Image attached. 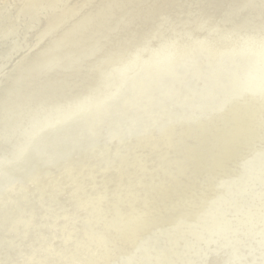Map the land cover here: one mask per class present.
<instances>
[{
	"label": "rangeland",
	"instance_id": "374dc122",
	"mask_svg": "<svg viewBox=\"0 0 264 264\" xmlns=\"http://www.w3.org/2000/svg\"><path fill=\"white\" fill-rule=\"evenodd\" d=\"M115 1L123 6L122 15L95 31L97 24L109 20ZM25 2L28 0H0V63L7 57L14 59L46 25L43 16L49 6L36 4L37 1L34 15L32 11L28 15ZM198 2L106 0L98 7L101 13L98 20L94 11L97 1L91 0L93 10L87 13L92 14L91 18L83 14L85 20L91 19V24L86 27L79 24L73 31L74 38L65 40V43L79 42L73 50L62 52L46 69L34 71L24 86L21 82L7 95L4 87L10 85V77L17 69L3 67L8 69L6 73L7 69L0 68V180H3L0 192L10 181L21 182L28 177H31L28 183L33 185L28 189L30 194L39 192L47 182L51 183L49 193L60 189L53 173L56 171H43L47 164L43 160L55 150L51 161L61 162L70 155L72 159L64 166L71 170L72 179L77 177L78 188L85 193L81 199L92 201L88 206L74 208L78 201L73 195L57 199L55 210L73 212L58 216L51 227L54 235L48 234L50 228L44 229L38 241L28 236L9 248L4 264H16L19 260L20 264L41 260L43 264H86L81 260L82 247L97 243L84 234L85 228H89L90 234L95 233L100 244L108 246L100 250L102 258L97 264H264V258L255 261L261 253L264 255V108L242 114L247 125L244 130L236 125L221 131L230 122L231 112L215 115L220 103H211L214 97L237 102L233 98L251 91L264 104V88L255 93L254 87L244 83L249 77L245 75L264 58V52L259 56L261 50L247 46L252 40L258 47L264 46V0ZM37 10L45 12L32 27ZM148 10L150 14L141 17ZM261 23L263 26L259 27ZM84 38L89 40L81 41ZM245 40L250 41L246 44ZM186 42L200 45L203 51L198 54L200 57L189 61L185 59L187 53L175 57L165 48L170 44L172 51H180ZM226 51L229 56L221 62ZM79 52L83 53L82 58L75 57L60 72L54 70L52 63L67 62ZM220 63L222 67L215 75ZM2 69L5 73L1 74ZM261 70L264 76V66ZM143 81L147 84L140 86ZM239 83L245 85L241 92L225 94L227 87ZM86 85L90 86L83 88ZM141 87L146 89L134 96L132 92L136 88L140 91ZM128 97L139 98L140 102ZM145 97L151 100L145 101ZM171 98L175 99L169 102ZM123 103L137 109H130L123 118H118ZM200 110L206 111L197 116ZM144 113L148 116L141 131H137L140 136L121 144L117 138L121 134L119 129ZM163 117H169V122L160 130ZM112 121H116L113 126ZM170 132L174 134L173 144L168 142ZM80 153L87 158L85 167L75 165ZM122 165L128 169L120 176L114 169ZM95 168L99 172L91 174ZM15 171L14 177L11 173ZM112 178L108 195L118 198L110 199L107 195L103 198L104 184ZM70 189L67 186L64 194ZM11 191L13 188L8 194ZM90 191L93 193L89 194ZM95 203L100 205L93 214ZM111 204L117 206L113 212ZM37 205L32 207L35 210L32 214L39 211ZM9 209L4 213L11 222L14 213ZM117 223L121 232L126 227L131 232L112 241L109 230ZM12 233L6 232L4 239L13 237ZM79 234L82 236L78 237ZM75 235L80 242L73 248L64 243L66 237V243L77 239ZM31 243H37L38 248L42 246L40 252L36 258L22 260L30 253ZM138 244L142 252L136 247ZM62 246L61 256H55ZM257 254L260 256L255 257ZM125 256L127 261H122Z\"/></svg>",
	"mask_w": 264,
	"mask_h": 264
},
{
	"label": "bare ground",
	"instance_id": "6f19581e",
	"mask_svg": "<svg viewBox=\"0 0 264 264\" xmlns=\"http://www.w3.org/2000/svg\"><path fill=\"white\" fill-rule=\"evenodd\" d=\"M13 1V0H12ZM16 1V0H15ZM36 4H46L47 5V8L49 6L50 9H46L47 13L44 14L43 18L45 17V19H47L46 21L44 20L45 22V27L42 28L40 31L36 32L35 34V37L32 41H30V43H28L24 49H22L21 52H18L17 56L15 55H12L15 56L13 57L14 59H10L8 60L9 58L7 57L6 59H4V62H1L0 63V68H3V67H12L13 68V71H16L15 69H17L16 72H14V74L10 77V80H9V83L10 85L4 87L6 91V95L11 93V92H14L16 90V87L21 83L23 82L21 85H25L26 81H28L32 76L30 75H33L34 74V71L37 73L39 72L40 70H43V69H46L47 67L51 66V62H53V60H55L57 58V56H59L62 52L64 51H67V50H73L75 47H76V44H78L79 42H70L68 41L67 43H65V40L66 39H69L71 37H73V31L75 29H77L81 24L83 25L84 27L88 26L91 24V19L90 20H85L86 18H91V13L87 14L90 10H93V7H91V3H89L90 1L89 0H28V2L26 3H23V5L25 6L26 8V14L30 11H32L31 13H33V10H35V2H37ZM97 1V4L94 6V11H96V17H99L97 18L98 20H100L101 18V13L99 14L98 10L101 8V5L104 1L106 0H94V2ZM2 2V1H1ZM190 2V1H189ZM199 2H201V0H199ZM198 2V3H199ZM203 2V1H202ZM11 3V2H10ZM144 3L143 1H141V4ZM152 3V2H151ZM197 3V2H196ZM195 3V4H196ZM13 4V3H12ZM93 4V2H92ZM137 4V3H136ZM140 4V3H139ZM190 4V3H189ZM194 4V6H195ZM17 5V4H16ZM21 5V4H20ZM99 5V6H98ZM121 3L118 2V1H115L113 3V10L110 12V18L109 20L107 21H102L101 23L97 24L95 27H94V30L98 32V29L101 28L103 25L105 24H108V22L110 21H113V20H117L121 15H122V9H123V6H120ZM130 5H133V4H130ZM148 5V4H147ZM15 6V4H14ZM58 6V7H57ZM23 7V6H22ZM100 7V8H98ZM127 7V6H126ZM129 7V6H128ZM136 7V6H134ZM12 8V7H11ZM46 8V7H45ZM59 8V9H57ZM140 8V7H139ZM185 8V7H184ZM189 8V7H188ZM58 10V12L56 11ZM191 11V9H189ZM41 11H44L45 10H41ZM139 11V10H137ZM150 10H148L145 15L143 14L141 17H144L147 15V13L150 14L149 12ZM183 11V9H182ZM11 12V11H10ZM35 12V11H34ZM44 12H38V10L35 12V21L31 24V26L33 27L34 24H36L38 21L41 20V13H44ZM135 12V11H134ZM185 12V11H184ZM23 13V12H22ZM30 13V14H31ZM259 13V12H258ZM257 13V14H258ZM24 14V13H23ZM83 14H86V18H83ZM133 14V13H132ZM182 13L178 14L181 15ZM185 14V13H183ZM256 14V13H255ZM14 15V14H12ZM29 15V13H28ZM32 15V14H31ZM34 15V13H33ZM24 16V15H23ZM130 16V15H129ZM22 17V16H21ZM29 17V16H28ZM27 17V18H28ZM255 17V15H254ZM253 16L251 19H255ZM25 18V20L27 19ZM177 18V17H176ZM183 18V16H182ZM39 19V20H38ZM126 19V18H125ZM124 19V20H125ZM257 19V18H256ZM4 20V19H3ZM6 20V19H5ZM23 20V19H22ZM21 20V21H22ZM24 20V21H25ZM177 20L179 21V19L177 18ZM84 21V23H83ZM180 21H181V16H180ZM251 20H249L250 22ZM253 21V20H252ZM251 21V23H253ZM256 21V20H255ZM18 22V21H17ZM26 22V21H25ZM120 22V21H119ZM122 22V21H121ZM247 22V24L249 23ZM4 23V22H3ZM259 23V22H258ZM257 23V24H258ZM5 24V23H4ZM8 24V22H7ZM16 24V23H15ZM254 24V23H253ZM263 23L259 24L258 26L260 27V25H262ZM17 25V24H16ZM44 25V24H43ZM174 25V24H173ZM233 25V24H231ZM231 25L229 27H231ZM250 25V24H249ZM256 25V23H255ZM7 26V25H6ZM5 26V27H6ZM10 26V25H9ZM27 26V25H26ZM37 26V25H36ZM94 26V25H92ZM248 26V25H247ZM251 28H252V24L250 25ZM263 26V25H262ZM2 27V26H1ZM8 27V26H7ZM15 27V26H14ZM18 27V26H17ZM21 27V26H20ZM35 27V26H34ZM227 26V28H229ZM254 27V25H253ZM258 27V28H259ZM3 28V27H2ZM30 28V26L28 27ZM246 27L244 26V29L243 30H246L245 29ZM248 28V27H247ZM249 28V29H251ZM256 28V27H255ZM12 29V28H11ZM20 29V28H18ZM25 29V28H24ZM262 29V27H261ZM8 30V29H7ZM16 30V29H14ZM22 30V29H21ZM19 30V31H21ZM111 30V29H110ZM226 30V29H225ZM260 30V28H259ZM258 30V31H259ZM88 31V30H87ZM112 31V30H111ZM109 31V32H111ZM228 31V30H227ZM261 31V30H260ZM12 32V31H11ZM27 33V31H25ZM102 32V31H101ZM226 32V31H225ZM224 32V33H225ZM243 32V31H242ZM32 33V32H30ZM34 33V32H33ZM52 33H54V35H52ZM227 33V32H226ZM225 33V34H226ZM258 33V32H257ZM264 33V32H263ZM17 34V33H16ZM20 34V33H18ZM23 34V33H22ZM13 35V34H12ZM30 35V34H29ZM52 35V36H50ZM106 35V34H105ZM14 36V35H13ZM96 36V35H95ZM104 36V34L102 35ZM221 36V35H219ZM225 35H222V38L221 39H224ZM248 36V35H247ZM257 36V34H256ZM5 37V36H4ZM2 37L3 39H6V37L4 38ZM9 37V36H7ZM251 37V36H250ZM254 37V36H252ZM21 38V37H20ZM30 38V37H29ZM74 38V37H73ZM220 38V37H218ZM255 38V37H254ZM14 39V38H12ZM11 39V41H12ZM16 39V38H15ZM76 39V38H75ZM145 39V38H144ZM248 39H249V36H248ZM70 40V39H69ZM79 40V39H78ZM89 39L87 38H84L82 39L81 41L85 42ZM115 40V39H114ZM211 42H212V39H210ZM220 40V39H219ZM246 40H247V37H246ZM244 43H248L249 41H246ZM256 40V39H254ZM263 40V38H262ZM2 41V40H1ZM0 41V43H2ZM27 41V40H26ZM75 41V40H74ZM96 41V40H95ZM222 41V40H221ZM253 41V40H252ZM251 41V42H252ZM259 41V39H258ZM261 41V39H260ZM4 42V41H3ZM6 42V41H5ZM9 42V41H8ZM243 42V41H242ZM251 42L250 44L248 43L247 46H249L250 48H257L258 50H261L258 52L259 56L261 53H263V47H258V44L256 45V41L251 45ZM263 41H261L262 43ZM208 43V42H207ZM207 43H206V46H207ZM246 43V44H247ZM260 44V42H259ZM2 45V44H1ZM6 45V44H5ZM167 47H165L167 50L170 51V53L177 57V56H180L181 54L183 53H187L186 55V58L187 60L189 61H192L195 57H197V55L199 53L202 54V49L200 50L199 46L200 45H197V44H192V45H189L187 44V42L183 45V48H181L180 51H172V49L170 48V44L166 45ZM245 46V45H244ZM243 46V47H244ZM4 46H2V49H3ZM1 48V46H0ZM164 48V49H165ZM242 48V47H241ZM246 48V47H245ZM165 49V51H166ZM91 50V49H90ZM99 50V49H98ZM190 50V52H189ZM243 50V49H241ZM240 50V51H241ZM33 53H30L32 52ZM92 51V50H91ZM247 51V50H246ZM251 51V49H250ZM254 51V50H253ZM252 51V52H253ZM257 51V50H256ZM254 51V52H256ZM30 53V55H29ZM102 53V52H101ZM251 53V52H250ZM16 54V53H14ZM105 54V52H104ZM221 54V52H220ZM257 54V55H258ZM87 55V54H86ZM99 55V54H98ZM30 56V58H29ZM97 56V55H96ZM95 56V57H96ZM103 56V55H102ZM199 56V55H198ZM219 56V55H218ZM222 56H224L223 60H221V62L224 61L225 58H227L229 56V53L228 51L224 52L222 54ZM82 58L83 57V53L82 52H79L78 54H75L73 55L69 60H67V62H63L61 63L62 61H57V62H54L52 63L55 68L54 70H59L58 72H60L61 70L63 69H66L68 68V65L72 64V60L74 58ZM86 57V56H85ZM94 57V58H95ZM200 57V56H199ZM207 57V56H206ZM220 57V56H219ZM264 57V56H263ZM100 58V57H99ZM103 58V57H102ZM185 59H180V60H185ZM259 59V58H258ZM1 60V59H0ZM13 60H15L13 62ZM78 60V59H77ZM261 64H257L255 65L251 71H249V74L245 75V76H249L248 78L244 79V83L246 85H248V87H254L255 90H252L254 91L255 93L258 92L259 89L261 88H264V76H263V70H261V67L263 68L264 66V58H261ZM10 61V62H9ZM205 61V60H204ZM210 61V60H208ZM258 62V60H257ZM60 63V64H58ZM69 63V64H68ZM96 64V63H95ZM93 64V65H95ZM174 66V64H173ZM93 67V66H92ZM222 67V64L220 63L217 67V70L215 72V75H217V73L219 72L220 68ZM10 68L9 70L11 71ZM4 69V68H3ZM3 69L1 70V74H2V71ZM7 69V68H6ZM4 69V70H6ZM9 71V72H10ZM8 72V69L6 71V73ZM3 73H5L3 71ZM12 73V72H11ZM56 74V73H55ZM85 74V73H84ZM232 73L228 72V75H230ZM2 76V75H1ZM263 76V77H262ZM8 78H9V75H8ZM6 78V79H8ZM215 77H213V81H214ZM5 80V79H4ZM39 80V79H38ZM76 81V80H75ZM7 82V81H6ZM5 82V83H6ZM71 82V81H70ZM74 82V81H73ZM8 83V82H7ZM214 83V82H213ZM212 83V85H214ZM147 83L145 81H143L141 85H146ZM216 84V83H215ZM2 85V84H1ZM64 85V84H62ZM66 85V83H65ZM200 85V84H199ZM90 85H86L85 87L83 88H86V87H89ZM245 85L243 83H239V84H232L230 85L229 87H227V89L225 90V94H230L231 92H241ZM65 88V87H64ZM138 88V87H137ZM137 88L134 90V93L132 92V94L134 96H137L139 94L142 93L143 90H145L146 88H140V91H137ZM59 89V88H58ZM148 89H152V87H148ZM57 90V89H56ZM58 91V90H57ZM53 92V91H52ZM62 92V91H61ZM251 91H249L248 93L244 94L242 97H237V98H233L235 100H237V102H234V101H231L230 99H228L227 97L224 98V99H221L219 100L217 97H214L212 100H211V103H214V102H219L220 103V108L217 112H215V115H219V114H223V113H228V112H231V120L229 123L223 125L221 127V131L224 130L223 128L227 127L228 129L231 128V126H238L239 129L241 130H244L246 128V123L244 122L245 119H243V113L246 111L248 112L249 110H252L253 108L259 112L261 111L263 108H264V104H261L255 95H252L250 94ZM253 93V94H255ZM3 97H4V92H3ZM52 97V96H51ZM57 97V96H56ZM46 98V97H45ZM128 99H131L135 102H140L139 98H130L128 97ZM145 101H150L151 99L148 98V97H145L143 98ZM173 99L175 98H171L169 100L170 101H174ZM127 104L126 103H123V105H120L119 108H120V112L118 113V118H123L125 114H127V111L130 110V109H137V107H130V106H126ZM206 111V110H205ZM204 110H200L197 112V116H201L204 112ZM38 114V113H37ZM247 115V113H246ZM147 114L144 113V114H138L137 118L138 119H134L130 125H127L125 126L123 129H119L121 131V134L119 137H117L121 144H124L126 145V143L131 139L135 140L136 137L140 136V132L141 129L143 128V125L146 124L144 120H146L145 118H147ZM34 118V116H32ZM247 117V116H245ZM37 118V117H36ZM107 116L104 117V119H106ZM118 118H115V119H118ZM240 118H242V121L240 120ZM163 122L161 124V126L159 127L160 130H163L165 128V126L168 124L169 122V117H163L162 118ZM18 121V120H17ZM16 122V121H15ZM14 122V123H15ZM23 122V121H22ZM113 122V121H112ZM116 122V121H115ZM115 122L112 123V126L115 124ZM236 126V127H237ZM240 126V127H239ZM135 127H137V129L135 130ZM142 127V128H141ZM141 128V129H140ZM140 129V130H139ZM4 130V129H3ZM139 130V131H138ZM113 131L110 129V132ZM138 131V132H137ZM135 132V134H133ZM174 132V131H173ZM173 132H170L169 133V136H168V142L169 144H173L174 143V140L172 139V135ZM132 134V135H131ZM142 141H140L141 143ZM166 142H167V139H166ZM115 144V143H114ZM122 146V145H121ZM55 150H52L50 154H48V158L43 160L45 163L44 165V168H43V171L44 173H46V171L48 172H53L54 170L56 172H53L54 175H57V179L59 180V186L61 187L60 189H55L54 192H48L49 190V187L51 185L50 182H47L46 185L44 187H42V189H40L39 192H35V193H28L30 188L33 186L32 185V182L31 183H28L30 178L31 177H28L26 180H23L21 182H15V183H11L12 181L14 180H17V179H14L12 181H10L7 186H14L12 187L13 188V191H11L10 194H8V192L12 189L11 187H5L4 186V190H2L0 192V264H4V257L5 255L7 254L9 248H14L16 247L19 242H23L24 240H26L28 238V236H32L33 237V240L34 241H38L42 235L44 234L43 233V230L46 229V231L50 228V230L48 231V234H50L51 236L54 235L52 232H51V227L54 225L55 221L57 220L58 216H65L71 212H73V210H67V211H59V210H55V206L58 202V200H60L62 197L64 196H68V195H73L75 197V200L78 201L77 202V205L74 207V208H82V207H85V206H88V204H92V201H88V200H85V199H81L82 195L85 194L83 192H81L78 188V182H77V177L72 179L71 176H70V173H71V170L67 169L66 166H64L69 160H71V156L68 155L67 157H65L63 159V161L61 162H54V161H51L54 157L52 156L53 155V152ZM52 158V159H51ZM86 156L84 155V153H80L78 158H77V162H76V166H79V167H85L87 164H86ZM43 163V162H42ZM210 164V163H209ZM207 168V167H206ZM128 169L127 166L125 165H122L119 169H114V171L118 174V175H124L126 170ZM205 170H208V169H205ZM47 172V173H48ZM73 172V171H72ZM93 172V173H98L99 170L98 168H95L94 170H91L90 173ZM204 172H207V171H204ZM15 172H12L11 174L14 175L15 177ZM203 173V172H202ZM201 173V174H202ZM18 174V173H17ZM49 174V173H48ZM92 174V173H91ZM197 175V174H196ZM203 175V174H202ZM10 176V174L8 175ZM20 176V175H19ZM1 177V176H0ZM7 177V176H5ZM13 176L11 177L12 179L14 178ZM23 177V176H22ZM180 177V176H179ZM198 177V176H196ZM195 177V178H196ZM200 177V176H199ZM137 179H140V177H136ZM193 178V177H192ZM1 179V178H0ZM4 179V177H3ZM82 178H80L79 180H81ZM137 179H134L135 182L137 181ZM180 179V178H179ZM186 179V178H185ZM176 180V178L174 179ZM173 180V181H174ZM195 180V179H194ZM3 182V180H0ZM184 181V179L182 180V182ZM106 183V182H105ZM113 183V178L111 180H108L107 182V185L104 184V189L102 190L101 194L103 196V198H107L105 197L106 195L110 198V199H117L118 198V195H108V186H110L111 184ZM171 184V183H170ZM4 185V183H3ZM6 185V183H5ZM2 186V185H0ZM67 186H70V190L69 192H67V194H64V189L67 187ZM170 186V185H169ZM9 189V190H8ZM29 189V190H28ZM145 190L147 191L148 188L146 187ZM164 191V190H163ZM93 192L90 191L89 194H92ZM162 194V192H161ZM105 195V196H104ZM159 195V194H158ZM157 196V195H156ZM155 197V196H154ZM102 198V197H101ZM58 199V200H57ZM152 200V199H151ZM104 200H100V202L103 203ZM95 202V201H94ZM39 204V208L36 209V211H38L36 214H32L31 211H34L33 210V206ZM100 204L98 203H95V207H94V211H93V214L95 213V210L97 209V207L99 206ZM104 205H106L104 203ZM38 206V205H37ZM36 206V207H37ZM116 205L115 204H111L110 205V210L113 212L115 209H116ZM12 209L13 210V220L11 222H9V218H5V215L6 213H4L5 211L7 212V209ZM90 208V206H89ZM9 209V210H10ZM2 212V213H1ZM4 214V215H3ZM8 219V221H6ZM124 221V220H123ZM98 222V221H97ZM100 222V221H99ZM121 222V221H120ZM119 222V223H120ZM120 224L118 225L115 224L113 226V228L111 230H109V235L111 237V240L112 241H115L118 237H124L126 235L127 232H131L129 231L130 229L128 227H126V231H123L121 232V228H120ZM57 229L60 230V227H57ZM61 230H64V227L61 226ZM87 230V231H86ZM89 228H85L84 229V234L88 235L90 237V239L92 241H94L95 244L94 246H90V243H86L87 246H84L82 247L83 251H81L80 255L82 256L81 257V260H84L86 264H97L99 262V260H101L102 258V254H100V250L101 249H106L108 246L106 245H103V244H100L98 242V239L96 238L95 236V233L94 235L90 234L88 232ZM14 232L12 233L13 234V237H9L8 239H4V234L6 232ZM90 231V230H89ZM66 233V232H65ZM64 233V235H65ZM82 234H79L78 237H81ZM75 237H77L75 235ZM77 239L75 238L74 240H72V242H67L68 238L66 237L64 239V243L65 244H69L72 248H73V245L75 244H78V242H80V239ZM50 240L53 239V237H50L49 238ZM132 241V239H130ZM53 241V240H52ZM128 241V240H127ZM133 242V241H132ZM5 243V244H4ZM125 243V242H124ZM133 244V243H132ZM124 245V244H123ZM249 245V244H248ZM39 245H37V243H31L29 248H30V253H28L27 255H24L23 257H21L22 260H27L28 257H29V260L30 259H33V258H36L37 257V252L39 253V249L42 248V246H40L38 248ZM125 246H127L125 244ZM141 245L138 244V246H136L141 252L143 251V248ZM262 246V245H261ZM130 247V246H129ZM134 248V247H133ZM62 249H64V247L62 246L60 249H58V252L56 253L55 256H61V253H62ZM124 249V248H123ZM131 249V248H130ZM264 249V248H263ZM80 250V249H79ZM125 250V249H124ZM122 250V251H124ZM127 250H128V247H127ZM256 250V249H255ZM115 251V249H114ZM135 251H138V250H135ZM135 251H133L135 253ZM116 252V251H115ZM21 252L18 253V256L20 257L21 255H19ZM118 252H116L117 254ZM138 253V252H137ZM252 253V252H251ZM258 253V252H256ZM75 254V253H74ZM113 255V254H112ZM258 256H255V257H259L260 254H257ZM129 256V255H128ZM27 257V258H26ZM79 257V256H78ZM213 257V256H212ZM251 257V255H250ZM73 258V257H72ZM127 258L128 257H123V260L122 261H127ZM262 258H264V255L262 256V253H261V257L259 258H256L255 261L258 262L260 260H262ZM54 259V258H53ZM254 259H252V262H255L253 261ZM217 261V260H216ZM20 262H22L21 260H19L16 264H20ZM218 262V261H217ZM221 262V261H220ZM261 262V261H260ZM44 263V260H41V261H36L35 264H43ZM116 263V262H115ZM14 264V263H12ZM33 264V263H31ZM256 264H259V263H256Z\"/></svg>",
	"mask_w": 264,
	"mask_h": 264
}]
</instances>
